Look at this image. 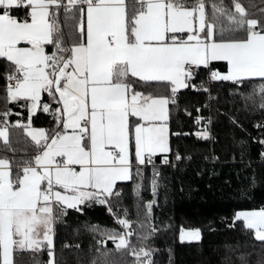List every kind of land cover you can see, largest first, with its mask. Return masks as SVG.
I'll return each mask as SVG.
<instances>
[{
    "label": "snow or ice",
    "instance_id": "obj_1",
    "mask_svg": "<svg viewBox=\"0 0 264 264\" xmlns=\"http://www.w3.org/2000/svg\"><path fill=\"white\" fill-rule=\"evenodd\" d=\"M258 189L264 0H0V264H264Z\"/></svg>",
    "mask_w": 264,
    "mask_h": 264
},
{
    "label": "trees",
    "instance_id": "obj_2",
    "mask_svg": "<svg viewBox=\"0 0 264 264\" xmlns=\"http://www.w3.org/2000/svg\"><path fill=\"white\" fill-rule=\"evenodd\" d=\"M256 133L253 131V135ZM185 186L187 189L188 185H191L194 191L191 196H185L183 198L177 199L175 206V218L173 225L176 229L179 228L181 222L187 223L190 219L194 226H197L199 221L204 216H212L217 212H227L231 211L233 205L223 201H214L212 194L207 191L204 187L206 183L210 181L205 179L201 180L194 176V174L189 170L187 176L184 177ZM212 183H218V181H211ZM198 189V191H196ZM203 197V199H202ZM208 201V203H205ZM264 203V189L256 190L253 200L250 203L241 205L242 207H256L259 204ZM77 219L84 220L88 219L90 222L99 223L102 226H111V218L106 214L105 210L101 207L91 209L87 212L86 217H71V223L75 224ZM218 237L211 236L207 237L204 241L205 244V254H208L211 250L207 247L209 242H216ZM165 247V245H160ZM175 249V264H194L195 258V248L190 247L187 244L175 243L171 245Z\"/></svg>",
    "mask_w": 264,
    "mask_h": 264
}]
</instances>
